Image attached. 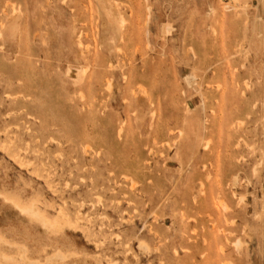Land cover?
I'll return each mask as SVG.
<instances>
[{
  "label": "rangeland",
  "instance_id": "1",
  "mask_svg": "<svg viewBox=\"0 0 264 264\" xmlns=\"http://www.w3.org/2000/svg\"><path fill=\"white\" fill-rule=\"evenodd\" d=\"M227 3L0 0V264H264V8Z\"/></svg>",
  "mask_w": 264,
  "mask_h": 264
},
{
  "label": "bare ground",
  "instance_id": "2",
  "mask_svg": "<svg viewBox=\"0 0 264 264\" xmlns=\"http://www.w3.org/2000/svg\"><path fill=\"white\" fill-rule=\"evenodd\" d=\"M221 1V3H222V1H224V0H220ZM230 1V3H227V6H225L224 8L225 9H227V8H232V9H240V7H243V8H245V9H247V6L246 5H242V3H243V0H229ZM259 1V6H263V8H264V0H258ZM249 8H250V5L248 4V11H249ZM231 9V10H232ZM242 9V8H241ZM235 12V11H234ZM237 12V11H236ZM107 14V13H106ZM249 14V13H248ZM107 16H108V18H109V23H110V16H109V14H107ZM127 23V19L124 17V16H121V18H120V20H119V25L122 27V28H124L125 27V24ZM188 80V79H187ZM16 156V155H15ZM18 159V158H17ZM20 163H22V161H20ZM25 163V162H24ZM28 165V164H27ZM27 165H26V167H27ZM30 165V164H29ZM28 165V166H29ZM29 169V168H28ZM35 172H36V170H35ZM37 173V172H36ZM33 204V203H32ZM32 206V205H31ZM34 206L35 205H33L32 207L34 208ZM38 206V205H37ZM28 207V206H27ZM26 207V209L25 208H23V210L25 211V212H27V213H31L32 214V211L31 210H28L29 208H31L30 207V205H29V208H27ZM36 207V206H35ZM35 209V208H34ZM33 209V211H35ZM36 210H37V208H36ZM61 212H63V211H61ZM40 214V213H39ZM62 214V213H61ZM42 215V214H41ZM64 215V214H63ZM43 216V215H42ZM67 218V217H66ZM47 220V219H46ZM65 220V219H64ZM65 221H67V220H65ZM69 222V221H68ZM45 224H48V220H47V222L45 223ZM71 224V226H72V223H70ZM76 224V223H75ZM77 225V224H76ZM75 226V225H74ZM73 227V226H72ZM1 240V239H0ZM4 240V239H3ZM3 240H1V241H3ZM7 241H5V243H6ZM9 244V243H8ZM54 258V257H53ZM30 262V261H29ZM31 264H33V263H31ZM36 264V263H35Z\"/></svg>",
  "mask_w": 264,
  "mask_h": 264
}]
</instances>
